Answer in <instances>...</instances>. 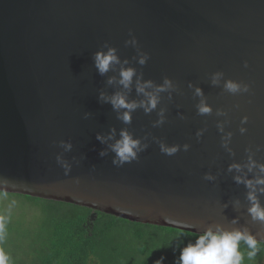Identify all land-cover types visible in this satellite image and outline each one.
Masks as SVG:
<instances>
[{"label": "water", "instance_id": "obj_1", "mask_svg": "<svg viewBox=\"0 0 264 264\" xmlns=\"http://www.w3.org/2000/svg\"><path fill=\"white\" fill-rule=\"evenodd\" d=\"M113 48L119 63L101 75L94 57ZM145 93L158 98L151 111ZM117 94L136 105L130 123L108 102ZM122 130L139 150L117 166ZM262 165L264 0H0V192L264 243L236 179L264 176Z\"/></svg>", "mask_w": 264, "mask_h": 264}, {"label": "trees", "instance_id": "obj_2", "mask_svg": "<svg viewBox=\"0 0 264 264\" xmlns=\"http://www.w3.org/2000/svg\"><path fill=\"white\" fill-rule=\"evenodd\" d=\"M5 199L33 209L28 226L24 215L10 209ZM198 236L73 204L0 192V250L8 264H178L181 251ZM258 247L249 260L250 250L239 242L242 264H264V243L258 242Z\"/></svg>", "mask_w": 264, "mask_h": 264}, {"label": "clouds", "instance_id": "obj_3", "mask_svg": "<svg viewBox=\"0 0 264 264\" xmlns=\"http://www.w3.org/2000/svg\"><path fill=\"white\" fill-rule=\"evenodd\" d=\"M140 62L144 63V60L141 59ZM114 63H119L116 49L114 48L109 49L106 54L98 52L94 57L95 67L101 75L107 73L110 66ZM134 74L135 72L131 68L122 69L120 72V83L125 88L129 87ZM213 82L215 83V79ZM109 83H111V80H109ZM169 83L168 80H165V85L160 86L157 91H164L165 86H168ZM150 86L151 84L149 82L143 87H138L137 90L139 92H144V88ZM225 88L232 93L241 90V86L233 81L226 82ZM244 90L247 91V87H245ZM145 94L148 95V103L145 106V111H151L156 107L158 98L156 95ZM201 94V91L197 89V95ZM100 98L104 99L103 93H101ZM108 102L112 104L114 110L126 109V111H124L118 118L122 119L125 123H130V113L135 109V104L127 102L126 98L119 94L112 96ZM210 112V106L203 102L199 105L200 114H208ZM241 131H243V129H241ZM120 136L121 138L112 145V150L116 154L113 164L117 166L131 163L132 160L136 159L137 151L139 150V141L133 139L126 130H122ZM97 139L102 138L98 136ZM162 151L167 155H172L177 151V148L162 146ZM100 154L104 155L103 152ZM230 167L238 168L239 166L233 165ZM260 170L261 172H264V165L260 167ZM236 179L238 183L243 182L249 189H251L248 193V199L251 202V207L248 211L252 219L264 223V208L261 207L255 195V186L264 185V176L256 177L254 180H245L241 177H237ZM261 191H264V189H261ZM242 240L250 250L247 252L248 259H254L259 251L258 240L255 236L247 231H224L217 228L215 232L212 229L206 230L203 234L197 237L195 244H189L185 247L180 253L178 264H242L244 257L238 250L239 242ZM8 260V256L3 250H0V264H8Z\"/></svg>", "mask_w": 264, "mask_h": 264}, {"label": "rangeland", "instance_id": "obj_4", "mask_svg": "<svg viewBox=\"0 0 264 264\" xmlns=\"http://www.w3.org/2000/svg\"><path fill=\"white\" fill-rule=\"evenodd\" d=\"M4 201L8 204V207H10V209L15 210L16 212H19L24 215L26 226H28L31 223L32 220H29L28 213H31L33 209L30 206H26L27 208L25 206L22 207L23 206L22 201L10 202V200L8 199H5ZM91 224H92V219L90 220L89 227H91ZM5 246H6V250L8 251L10 249L9 243H6Z\"/></svg>", "mask_w": 264, "mask_h": 264}]
</instances>
